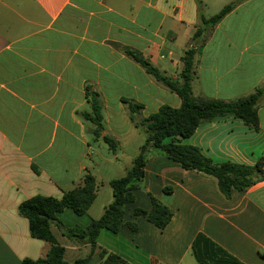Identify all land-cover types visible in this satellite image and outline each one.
I'll return each mask as SVG.
<instances>
[{
	"label": "crops",
	"instance_id": "0c3cea01",
	"mask_svg": "<svg viewBox=\"0 0 264 264\" xmlns=\"http://www.w3.org/2000/svg\"><path fill=\"white\" fill-rule=\"evenodd\" d=\"M231 3L197 52L192 83L196 97L224 102L264 88V0H0V264L48 254L50 243L34 238L19 213L34 196L61 199L91 173L97 198L88 213L66 209L58 217L66 228H87L103 215L113 201L110 182L127 173L147 139L125 100L143 105L137 121L181 106L126 50L178 80L200 17ZM87 90L99 95L102 137L117 142L116 152L84 117ZM258 114V130L227 116L200 124L183 144L216 164L254 167L264 161V99ZM151 195L173 213L164 230L134 216L151 209ZM135 196L125 219L137 231H102L88 264H100L103 250L129 264H199L192 250L199 235L243 264H264V180L227 200L215 179L154 151ZM52 231L67 262L91 255L89 244L56 225Z\"/></svg>",
	"mask_w": 264,
	"mask_h": 264
},
{
	"label": "trees",
	"instance_id": "16d2710c",
	"mask_svg": "<svg viewBox=\"0 0 264 264\" xmlns=\"http://www.w3.org/2000/svg\"><path fill=\"white\" fill-rule=\"evenodd\" d=\"M235 7L236 3H231L210 18L200 17L191 47L186 50L181 59L183 67L178 80H173L165 75L142 54L126 50L146 69L149 75L176 93L181 98L182 104L179 108L162 106L155 114L137 121V116L143 109V105L124 101L129 105L133 123L137 127L145 128L147 139L127 173L110 182L113 191L112 203L105 209L103 215L99 219L92 220L87 228H66L59 220L58 215L66 209L73 210L79 216L88 213L97 198V181L91 173L85 174L82 183L75 189L66 192L61 199L37 195L22 202L19 206V213L29 219L31 235L51 245L45 257L36 260L26 258L22 264H88L102 231L112 234H118L123 228L137 231L136 223L126 221L125 209L135 202V193L145 178V168L149 156L154 151L179 164L185 170L196 171L215 179L219 192L227 200L231 199L233 193H245L256 183L264 180V161H260L254 167L232 162L216 164L212 159L203 155L200 149L183 144L185 139L195 133L200 124L227 116L243 121L250 128L259 129L258 105L264 99V88L257 89L248 97L231 102L198 98L193 92L192 83L196 74L195 57L197 52L215 26ZM86 93L91 105V112L84 113V117L94 125V135L102 138L109 148L116 152L117 142L109 136L102 137L104 124L102 104L98 93L90 90H87ZM165 192L171 193L172 190L166 188ZM150 198L151 209L136 208L134 216L145 217L157 228L164 230L170 224L173 213L157 198L152 195ZM53 225H56L69 239L89 244L92 249L91 255L67 262L65 247L58 242L54 235ZM192 250L199 264H243L202 235L196 238ZM100 256L102 258L100 264H129L122 256L108 253L105 250L101 252Z\"/></svg>",
	"mask_w": 264,
	"mask_h": 264
},
{
	"label": "rangeland",
	"instance_id": "374dc122",
	"mask_svg": "<svg viewBox=\"0 0 264 264\" xmlns=\"http://www.w3.org/2000/svg\"><path fill=\"white\" fill-rule=\"evenodd\" d=\"M215 11H217V10H213L212 12H213V13H216Z\"/></svg>",
	"mask_w": 264,
	"mask_h": 264
},
{
	"label": "built area",
	"instance_id": "2783aa9c",
	"mask_svg": "<svg viewBox=\"0 0 264 264\" xmlns=\"http://www.w3.org/2000/svg\"><path fill=\"white\" fill-rule=\"evenodd\" d=\"M152 264H157V263H152Z\"/></svg>",
	"mask_w": 264,
	"mask_h": 264
}]
</instances>
